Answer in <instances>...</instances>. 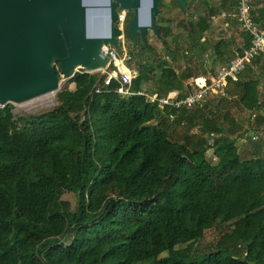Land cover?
Wrapping results in <instances>:
<instances>
[{"label": "trees", "instance_id": "trees-1", "mask_svg": "<svg viewBox=\"0 0 264 264\" xmlns=\"http://www.w3.org/2000/svg\"><path fill=\"white\" fill-rule=\"evenodd\" d=\"M203 1L180 23L190 35L209 28L213 3ZM260 59L231 82L251 113L262 109L261 81L250 76ZM154 71L140 64L133 91H146ZM191 76L167 66L150 93H184ZM60 77L75 89L61 90L49 112L17 118L12 104L0 106V264H264V157L243 159L235 120L210 112L226 98L170 122L146 97L116 93L115 81L91 96L101 74ZM219 225L232 230L204 252Z\"/></svg>", "mask_w": 264, "mask_h": 264}, {"label": "water", "instance_id": "water-1", "mask_svg": "<svg viewBox=\"0 0 264 264\" xmlns=\"http://www.w3.org/2000/svg\"><path fill=\"white\" fill-rule=\"evenodd\" d=\"M161 0H0V106L22 104L60 89L61 75L108 68L104 48L118 46L119 12H133L128 32L147 43L159 36ZM186 10L188 0H178ZM104 24L103 32L95 18ZM60 65L59 73L56 65Z\"/></svg>", "mask_w": 264, "mask_h": 264}, {"label": "rangeland", "instance_id": "rangeland-1", "mask_svg": "<svg viewBox=\"0 0 264 264\" xmlns=\"http://www.w3.org/2000/svg\"><path fill=\"white\" fill-rule=\"evenodd\" d=\"M220 2L221 0L203 1V3H213V18L209 21V28L207 29V32L210 28H212V25L217 24V21L221 18L220 12L224 10V7L223 1L222 3ZM196 7H199V0H188L186 10H181L179 8L177 0H161L157 24L162 27L170 28V35L159 38L158 36L155 37L150 34L149 38L153 40L151 45H148L147 49L141 50V47H132L131 50L135 57L134 61L130 64V67L135 71V73H137L140 64L155 67V71L151 74V79L144 83V88L149 92L156 91L158 89L160 86V84H157L158 80L160 79L162 70L167 66L177 69L179 67L181 68L186 66L185 64L187 63L188 67L193 71V75L195 76L202 74V68L205 67L208 69L211 66V59L215 54V44H217L218 41L214 39L212 35H208L207 33L206 42L202 43L200 41L202 40V37L205 36L204 33H195L190 35L188 30L180 25L181 22H185L186 26L190 24L193 20V16L191 14ZM202 44H207V46L202 49L199 47V45ZM195 56H200L201 58L199 57V60H195ZM96 73L101 74V72ZM179 74H181V72H179ZM66 87L70 90L75 89L74 84H69V78H62L60 81V89L57 92L51 93L54 94L53 96L47 94L22 104H12L14 115L17 118H29L51 111L58 104V93ZM209 110L210 112H216L219 116L228 115L229 117H232L237 126L240 127V129H238L237 126H234L235 136L240 134V132L246 128L247 122L250 120L249 112L242 109L239 104V97L237 94H234L230 99L218 100L217 102L212 103ZM232 126L233 124L230 121V123L227 124L229 129L227 130L228 132H230V128ZM160 127H162V125ZM237 143H239L238 140ZM243 146L246 150H242L241 155L247 159L245 155L250 154L251 151L248 152L250 147L245 145ZM213 154L214 153L211 150L209 156L213 157ZM64 199L74 203V197L71 195H66ZM231 230L232 229L226 225H219L214 229L207 231L200 244L202 247L201 249L207 253L211 248L216 247L217 244L223 240L224 235L230 233ZM163 258H169L168 253H164L160 256V259ZM195 260L200 261L201 255L197 256Z\"/></svg>", "mask_w": 264, "mask_h": 264}, {"label": "built area", "instance_id": "built-area-1", "mask_svg": "<svg viewBox=\"0 0 264 264\" xmlns=\"http://www.w3.org/2000/svg\"><path fill=\"white\" fill-rule=\"evenodd\" d=\"M237 21L242 32L250 38V46L238 54L212 78H198L192 81L185 92H172L165 96L151 94L146 91H133V77L135 71L130 67L134 61L132 45L129 44L124 34L125 12L119 13L117 22L121 32L118 37V46L104 48L105 54L110 58L107 69L99 71L105 77L104 87L96 86L91 96L111 92L110 86L115 81L119 84L116 93L123 97L134 95L146 97L150 102L158 105L163 115L173 122L182 111L193 110L206 101L212 99L228 98V87L232 81H237L246 67L257 57L264 55V28L256 23L253 15L252 0H235ZM135 48V47H133ZM58 69V65H56ZM83 69H76L71 77ZM85 73H89L86 72ZM91 74V73H89ZM254 140L256 138H253Z\"/></svg>", "mask_w": 264, "mask_h": 264}, {"label": "crops", "instance_id": "crops-1", "mask_svg": "<svg viewBox=\"0 0 264 264\" xmlns=\"http://www.w3.org/2000/svg\"><path fill=\"white\" fill-rule=\"evenodd\" d=\"M223 1L224 10L220 12L221 18L217 21V24H213L212 28L209 31L205 32V36L202 37L200 42H206V35H212L214 39L218 42L215 44V54L211 59V66L206 69L202 68L201 75H193V71L186 66L177 68V72H183L185 69H188L191 72L192 76L183 81L184 89L194 80L198 78H212L214 77L222 68L227 66L232 58L241 54L246 48L250 46L249 37L242 32L241 26L237 21L236 11L235 9V0H232L231 4L228 3V0ZM219 3V4H220ZM254 10H255V19H259L261 26L264 28V0H253ZM213 18V17H212ZM213 33V34H212ZM208 44V43H207ZM207 44L199 45L200 48H205ZM200 57V56H199ZM195 56V60L199 58ZM201 58V57H200ZM260 61L258 65L253 67V72L250 74L251 77H256L261 81L260 87V103L262 105V109L258 112L251 113L249 112V119L247 122V126L244 130L237 134L235 138H237L239 143H236L238 148V153L241 155V151H245V146H249L250 149L248 152L250 154H246L245 157L247 159H252L255 157H264V123L256 124L255 118L260 114L264 116V55L260 57ZM199 60V59H198ZM185 68V69H184ZM236 84L241 82V78L237 81H234ZM238 89L234 83H230L228 87V98L230 99L234 94L238 96ZM146 92L150 93L146 90ZM155 92V91H152ZM172 92H180V91H170ZM156 94V93H153ZM226 98V99H228ZM253 138H256L255 140ZM249 144V145H248ZM242 157V155H241ZM245 159L244 157H242Z\"/></svg>", "mask_w": 264, "mask_h": 264}, {"label": "flooded vegetation", "instance_id": "flooded-vegetation-1", "mask_svg": "<svg viewBox=\"0 0 264 264\" xmlns=\"http://www.w3.org/2000/svg\"><path fill=\"white\" fill-rule=\"evenodd\" d=\"M177 1H178V0H177ZM92 2H93V3H97L98 0H92ZM178 5H179V3H178ZM179 8H180V7H179ZM120 13H123V12H120ZM133 16H134V13H133V12H125L124 34H125L126 39H127L128 42H129V44H131L133 47H141V48L144 47V46L151 45L153 39L151 40V38H149V37H150V34H152V35L155 36V37L157 36L153 31H149V34H148V36H147V43H144V42L142 41V39H141V35H140L139 32H138L139 42H138L137 44H135L134 41L131 39L130 34H129V32H128V27H129V23L131 22ZM95 21H96L97 23H100V18H99V17H96V18H95ZM117 26H118V24H117ZM159 26H160V25H158V28H159ZM158 37H159V38H162L161 35H160V33H159V36H158Z\"/></svg>", "mask_w": 264, "mask_h": 264}, {"label": "bare ground", "instance_id": "bare-ground-1", "mask_svg": "<svg viewBox=\"0 0 264 264\" xmlns=\"http://www.w3.org/2000/svg\"><path fill=\"white\" fill-rule=\"evenodd\" d=\"M99 24V23H98ZM100 30H102L103 32L105 31V26H104V24H101L100 23V26L98 27ZM50 96H53L54 94H49ZM45 96V95H44ZM47 97V96H46ZM48 98V97H47ZM50 98V97H49ZM53 100V99H52ZM32 101V100H31Z\"/></svg>", "mask_w": 264, "mask_h": 264}, {"label": "clouds", "instance_id": "clouds-1", "mask_svg": "<svg viewBox=\"0 0 264 264\" xmlns=\"http://www.w3.org/2000/svg\"><path fill=\"white\" fill-rule=\"evenodd\" d=\"M120 12H121V11H120ZM120 12H119V13H120Z\"/></svg>", "mask_w": 264, "mask_h": 264}]
</instances>
